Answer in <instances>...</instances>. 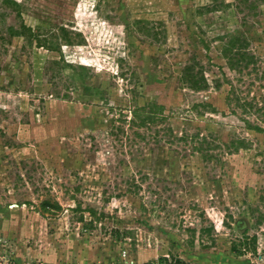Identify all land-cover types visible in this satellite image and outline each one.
<instances>
[{
	"label": "rangeland",
	"instance_id": "374dc122",
	"mask_svg": "<svg viewBox=\"0 0 264 264\" xmlns=\"http://www.w3.org/2000/svg\"><path fill=\"white\" fill-rule=\"evenodd\" d=\"M0 253L264 264V0H0Z\"/></svg>",
	"mask_w": 264,
	"mask_h": 264
},
{
	"label": "trees",
	"instance_id": "16d2710c",
	"mask_svg": "<svg viewBox=\"0 0 264 264\" xmlns=\"http://www.w3.org/2000/svg\"><path fill=\"white\" fill-rule=\"evenodd\" d=\"M30 31V28L26 27L25 25L23 24H20V31H15L14 34H17L19 36H28V37H31L28 33L26 34V32H29ZM236 45H233L231 44L229 47H227L224 52H223V56L225 58L228 57L227 54L231 53L232 50H235V52L237 54H240L239 53L240 51H237V49H235ZM242 47H240L241 49ZM239 49V48H238ZM236 54V55H237ZM231 67H233V64L230 65ZM194 65L191 64L190 66H186L183 68V71L181 72V77H180V81L184 84V85H187L188 88H190L191 90H194V91H204L208 88V83H206L207 81L204 79L203 75H201L200 73L198 72H195L194 70ZM255 239H253L254 241ZM233 253L241 256V255H244V251L245 249H242V251H238L235 247V245L231 246V249H230Z\"/></svg>",
	"mask_w": 264,
	"mask_h": 264
},
{
	"label": "built area",
	"instance_id": "2783aa9c",
	"mask_svg": "<svg viewBox=\"0 0 264 264\" xmlns=\"http://www.w3.org/2000/svg\"><path fill=\"white\" fill-rule=\"evenodd\" d=\"M0 264H34L32 261L29 260H17L13 259L12 257H6L5 255L0 253ZM119 264H134L131 260L125 261L124 263Z\"/></svg>",
	"mask_w": 264,
	"mask_h": 264
}]
</instances>
